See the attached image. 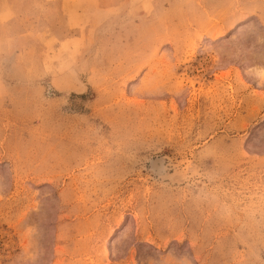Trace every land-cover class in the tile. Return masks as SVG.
I'll return each mask as SVG.
<instances>
[{
  "label": "rangeland",
  "instance_id": "374dc122",
  "mask_svg": "<svg viewBox=\"0 0 264 264\" xmlns=\"http://www.w3.org/2000/svg\"><path fill=\"white\" fill-rule=\"evenodd\" d=\"M0 264H264V0H0Z\"/></svg>",
  "mask_w": 264,
  "mask_h": 264
}]
</instances>
